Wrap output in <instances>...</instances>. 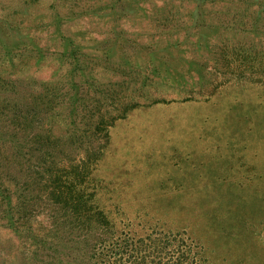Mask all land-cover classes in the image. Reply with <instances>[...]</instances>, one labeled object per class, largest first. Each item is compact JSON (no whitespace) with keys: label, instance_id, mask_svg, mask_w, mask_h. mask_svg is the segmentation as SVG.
Listing matches in <instances>:
<instances>
[{"label":"rangeland","instance_id":"1","mask_svg":"<svg viewBox=\"0 0 264 264\" xmlns=\"http://www.w3.org/2000/svg\"><path fill=\"white\" fill-rule=\"evenodd\" d=\"M0 264H264V0H0Z\"/></svg>","mask_w":264,"mask_h":264},{"label":"trees","instance_id":"2","mask_svg":"<svg viewBox=\"0 0 264 264\" xmlns=\"http://www.w3.org/2000/svg\"><path fill=\"white\" fill-rule=\"evenodd\" d=\"M71 196H72V200L74 202V205H72L71 207L76 209L75 210L76 213L83 214L85 212V210H87V208H89V206H91L89 204V199H88V197H86L85 193H78L74 196L73 195H71Z\"/></svg>","mask_w":264,"mask_h":264}]
</instances>
